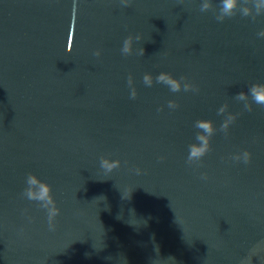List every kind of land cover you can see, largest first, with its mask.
<instances>
[{
  "label": "water",
  "instance_id": "95a60500",
  "mask_svg": "<svg viewBox=\"0 0 264 264\" xmlns=\"http://www.w3.org/2000/svg\"><path fill=\"white\" fill-rule=\"evenodd\" d=\"M203 2L0 0V264H264V10L218 21Z\"/></svg>",
  "mask_w": 264,
  "mask_h": 264
},
{
  "label": "clouds",
  "instance_id": "9594fccd",
  "mask_svg": "<svg viewBox=\"0 0 264 264\" xmlns=\"http://www.w3.org/2000/svg\"><path fill=\"white\" fill-rule=\"evenodd\" d=\"M125 6L128 5L129 0H124ZM239 5V0H220V6H219V11L221 15L217 16L218 21H223L226 17H232L236 14V9ZM213 5L211 4L210 0H204L203 4L201 5V11H207L211 9ZM255 8L257 14L261 12V10H264V0H257L255 3ZM243 15L248 16L250 14V11L248 8L243 9ZM260 36H264V31L259 33ZM132 39L133 36H128L123 43L122 47V53L125 55L131 54L132 52ZM135 39L138 41L141 39L140 36H136ZM144 48L140 49V54L144 55ZM95 55L99 56L100 52L97 51ZM157 82H162L170 87V90L173 92H178L181 90L180 87V82L176 78H173L170 74L168 73H161L157 76ZM144 83L146 85L151 86L152 85V77L150 74H145L143 77ZM129 84H132L131 78H129ZM191 88V85L186 84L184 86L185 91H189ZM249 92L251 94L252 99L254 100L255 103L264 105V84L261 83H256L253 84ZM131 97L134 99L136 97V91L135 89L132 90ZM238 100H244L246 99V93L244 92H239L236 96ZM169 107L175 108L177 105L170 101L169 102ZM249 110H251L250 107L245 106ZM223 111V109H221ZM235 120V117H230V122H233ZM198 128L202 129L204 132L208 133L211 135L212 133V125L211 121L208 120H200L197 122L196 125ZM222 127L227 130L228 128V122H225ZM197 140L201 141L200 145H190V152H189V157L188 160H192L193 158H201L203 157L208 151H209V143L206 139H204L201 136H197ZM236 159H240L239 156L235 157ZM251 154L249 152H244L243 153V159L247 163L250 161ZM120 162L118 160H113L110 161L108 159H101L100 161V166L101 168L105 171V173H110L113 171V169L119 167ZM136 171L139 173V169H136ZM28 188L25 189L24 195L29 199L33 201H38L40 202V206L44 209H47V214H48V225L49 229L54 231L56 224H55V219L56 217L60 214V209L56 205V201L52 195V187L50 184L47 182L41 181L36 175L34 174H29L27 176V181H26ZM34 188L36 190H34Z\"/></svg>",
  "mask_w": 264,
  "mask_h": 264
}]
</instances>
